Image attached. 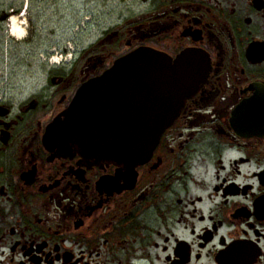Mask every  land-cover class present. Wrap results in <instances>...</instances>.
<instances>
[{"label":"flooded vegetation","instance_id":"1","mask_svg":"<svg viewBox=\"0 0 264 264\" xmlns=\"http://www.w3.org/2000/svg\"><path fill=\"white\" fill-rule=\"evenodd\" d=\"M131 2L24 97L1 84L0 264H264V0ZM32 4L0 3V80L18 62L10 19ZM140 48L200 52L208 70L148 158L52 150L45 131L77 89Z\"/></svg>","mask_w":264,"mask_h":264},{"label":"water","instance_id":"2","mask_svg":"<svg viewBox=\"0 0 264 264\" xmlns=\"http://www.w3.org/2000/svg\"><path fill=\"white\" fill-rule=\"evenodd\" d=\"M207 71L200 52L185 51L171 61L136 49L82 84L44 140L59 153L84 151L135 167L148 158Z\"/></svg>","mask_w":264,"mask_h":264},{"label":"rangeland","instance_id":"3","mask_svg":"<svg viewBox=\"0 0 264 264\" xmlns=\"http://www.w3.org/2000/svg\"><path fill=\"white\" fill-rule=\"evenodd\" d=\"M26 0H17V2ZM32 2V0H27ZM46 1V2H45ZM132 1V0H131ZM128 0H55L51 5L44 0L45 7L42 9L37 5H31L29 16H21L18 23L27 26V33L14 42V52L18 57L15 73L8 81L0 80L1 84L8 83L7 94L16 99L24 97L37 81H42L48 68L57 66L52 63L57 59L58 63H64V50L70 62L73 54L81 48L90 45L97 37L99 30H104L108 25L114 23L118 16L125 14V9L134 6ZM4 0H0V3ZM35 3V2H34ZM24 17V18H23ZM78 19V24L88 18L96 19L98 29L75 32L69 27L72 20ZM25 20V21H23ZM35 21V24L33 23ZM41 25L32 31L30 27ZM64 28V29H63ZM62 30V31H61ZM92 30V31H91ZM28 41L29 45L23 43ZM65 44V45H63ZM14 55V56H15ZM50 58V59H49ZM50 61V62H49ZM3 64H0V70ZM2 82V83H1Z\"/></svg>","mask_w":264,"mask_h":264},{"label":"bare ground","instance_id":"4","mask_svg":"<svg viewBox=\"0 0 264 264\" xmlns=\"http://www.w3.org/2000/svg\"><path fill=\"white\" fill-rule=\"evenodd\" d=\"M19 18H21V16ZM19 18L18 17H12L10 19L11 35L17 40H20L22 38V35L24 36V31L22 29V25H20L22 22L20 24L18 23ZM23 21H25V20H23ZM52 63L57 64L58 60L53 59Z\"/></svg>","mask_w":264,"mask_h":264}]
</instances>
